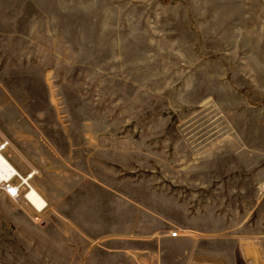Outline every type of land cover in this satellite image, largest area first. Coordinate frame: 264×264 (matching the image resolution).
Listing matches in <instances>:
<instances>
[{"label": "rangeland", "instance_id": "obj_1", "mask_svg": "<svg viewBox=\"0 0 264 264\" xmlns=\"http://www.w3.org/2000/svg\"><path fill=\"white\" fill-rule=\"evenodd\" d=\"M0 112L48 202L0 194V264H264V0H0ZM137 219L185 237L88 236Z\"/></svg>", "mask_w": 264, "mask_h": 264}, {"label": "crops", "instance_id": "obj_2", "mask_svg": "<svg viewBox=\"0 0 264 264\" xmlns=\"http://www.w3.org/2000/svg\"><path fill=\"white\" fill-rule=\"evenodd\" d=\"M2 121H4V119L2 118V112H0V129L5 130L6 131V125L5 123H3ZM3 139V138H2ZM2 139L0 141H2ZM19 151V150H18ZM23 155V153H20ZM8 155V154H7ZM9 159H10V155H8ZM25 158V157H24ZM10 161L12 162V160L10 159ZM14 164V162H12ZM15 165V164H14ZM16 166V165H15ZM33 166L30 165L29 168ZM18 169H20L18 166H16ZM28 168V170H29ZM22 171V170H21ZM140 223L142 224V222L140 221V219H137L135 222V225L129 229V230H125L121 233L118 234H122V236H116V237H103L106 235V231L104 230V226H102L101 224H99L98 226H92V230L90 228V232L88 233V236L91 240H93L92 242H102L104 246L103 249L105 251H110V250H132L133 253L132 254H167V249L166 247L168 246H172V244H176L178 242H182L183 241V234L180 233V236L176 237H171L169 235V233L167 234H159L157 236H155V231L151 230L149 232H144L139 230L138 228L141 227ZM85 229V228H84ZM85 231V230H84ZM87 232V231H85ZM136 234L135 236H137L134 239L129 238V234ZM86 234V233H85ZM97 234V235H95ZM123 234H127L124 235ZM87 236V235H86ZM110 243V245H109ZM115 245H112V244ZM117 243H120V246H117ZM94 248V247H92ZM129 248V249H128ZM94 250V249H93ZM97 251V250H95ZM104 251V252H105ZM99 252H101L99 250ZM92 254H95V252H93Z\"/></svg>", "mask_w": 264, "mask_h": 264}, {"label": "built area", "instance_id": "obj_3", "mask_svg": "<svg viewBox=\"0 0 264 264\" xmlns=\"http://www.w3.org/2000/svg\"><path fill=\"white\" fill-rule=\"evenodd\" d=\"M10 146L11 141L8 138H3L0 141V153L4 154L9 160V162H5L0 166V194L16 203L24 202L28 204L34 209L36 219H38L39 214L43 213L48 207L47 200L35 185L36 178L40 175V170L35 166H31L25 172L18 169L7 155ZM36 196L37 199L33 200ZM169 235L177 237L180 232L172 231Z\"/></svg>", "mask_w": 264, "mask_h": 264}, {"label": "bare ground", "instance_id": "obj_4", "mask_svg": "<svg viewBox=\"0 0 264 264\" xmlns=\"http://www.w3.org/2000/svg\"><path fill=\"white\" fill-rule=\"evenodd\" d=\"M9 162V160L4 156V154L0 153V166L3 165V163ZM37 196L33 198V200H36ZM42 200V198H40Z\"/></svg>", "mask_w": 264, "mask_h": 264}]
</instances>
